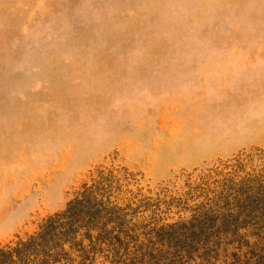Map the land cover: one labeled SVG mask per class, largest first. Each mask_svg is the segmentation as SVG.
Wrapping results in <instances>:
<instances>
[{
	"label": "rangeland",
	"instance_id": "374dc122",
	"mask_svg": "<svg viewBox=\"0 0 264 264\" xmlns=\"http://www.w3.org/2000/svg\"><path fill=\"white\" fill-rule=\"evenodd\" d=\"M230 110L264 114V0H0V246L126 168L152 208L90 264H264V144L184 140Z\"/></svg>",
	"mask_w": 264,
	"mask_h": 264
},
{
	"label": "trees",
	"instance_id": "16d2710c",
	"mask_svg": "<svg viewBox=\"0 0 264 264\" xmlns=\"http://www.w3.org/2000/svg\"><path fill=\"white\" fill-rule=\"evenodd\" d=\"M123 170V177L99 171L64 212L48 217L25 239L0 246V264H90L94 244L137 242L140 235L130 220L139 209H151L152 199L125 197L130 183L128 170Z\"/></svg>",
	"mask_w": 264,
	"mask_h": 264
},
{
	"label": "crops",
	"instance_id": "0c3cea01",
	"mask_svg": "<svg viewBox=\"0 0 264 264\" xmlns=\"http://www.w3.org/2000/svg\"><path fill=\"white\" fill-rule=\"evenodd\" d=\"M214 115L216 121L208 126L200 123L199 126L193 125L192 129L188 128L184 140L196 154V158L190 162L194 166L230 156L245 147L264 144V114L262 119H257L252 113L242 117L230 110L221 120L217 118V112Z\"/></svg>",
	"mask_w": 264,
	"mask_h": 264
}]
</instances>
